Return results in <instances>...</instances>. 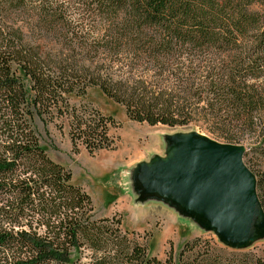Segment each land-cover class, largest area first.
<instances>
[{"label":"trees","instance_id":"1","mask_svg":"<svg viewBox=\"0 0 264 264\" xmlns=\"http://www.w3.org/2000/svg\"><path fill=\"white\" fill-rule=\"evenodd\" d=\"M92 87L133 121L253 137L262 164L264 0H0V264H163L42 141L36 120L63 119L75 153L115 149ZM202 248L187 264H223Z\"/></svg>","mask_w":264,"mask_h":264},{"label":"rangeland","instance_id":"2","mask_svg":"<svg viewBox=\"0 0 264 264\" xmlns=\"http://www.w3.org/2000/svg\"><path fill=\"white\" fill-rule=\"evenodd\" d=\"M74 101L78 102L79 99L74 98ZM86 101L103 114L114 117L116 122L110 127V135L115 139V149L101 150L91 155L84 145H80L79 152L75 153L66 120L56 119L46 125L37 119L36 124L49 155L70 168L73 182L81 185L92 196L98 218L122 219L123 229L134 232L133 235L146 247L147 252L163 264H174L188 242L189 246L195 244L196 247L193 251L185 250L184 264L202 247L203 251L209 250V254L223 264H240L242 261L252 263L258 262V259L264 263V238L245 249L228 247L214 232L203 229L168 203L154 198L142 199L134 191L132 180L133 169L137 164L150 161L155 155L165 156L166 135L179 132L200 131L224 143L243 144L247 149L245 161L249 160L253 168L261 170L264 162L261 164L252 160L257 154L253 137L240 142L230 140L212 132L209 129L212 123L200 115H196L191 123L178 126H153L133 121L123 106L107 98L96 87L89 88ZM89 254L91 252H86L87 256ZM89 261L88 257H84V263Z\"/></svg>","mask_w":264,"mask_h":264},{"label":"water","instance_id":"3","mask_svg":"<svg viewBox=\"0 0 264 264\" xmlns=\"http://www.w3.org/2000/svg\"><path fill=\"white\" fill-rule=\"evenodd\" d=\"M166 155L133 169L134 191L174 207L226 246L245 249L264 238V207L246 146L200 131L166 135Z\"/></svg>","mask_w":264,"mask_h":264}]
</instances>
